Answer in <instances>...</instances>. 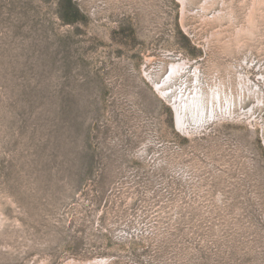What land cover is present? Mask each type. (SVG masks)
Returning <instances> with one entry per match:
<instances>
[{"label":"rangeland","instance_id":"rangeland-1","mask_svg":"<svg viewBox=\"0 0 264 264\" xmlns=\"http://www.w3.org/2000/svg\"><path fill=\"white\" fill-rule=\"evenodd\" d=\"M0 264H264V0H0Z\"/></svg>","mask_w":264,"mask_h":264},{"label":"bare ground","instance_id":"bare-ground-1","mask_svg":"<svg viewBox=\"0 0 264 264\" xmlns=\"http://www.w3.org/2000/svg\"><path fill=\"white\" fill-rule=\"evenodd\" d=\"M171 69H173V70H174V69H175V66H172V67H171Z\"/></svg>","mask_w":264,"mask_h":264},{"label":"trees","instance_id":"trees-1","mask_svg":"<svg viewBox=\"0 0 264 264\" xmlns=\"http://www.w3.org/2000/svg\"><path fill=\"white\" fill-rule=\"evenodd\" d=\"M71 0H67L68 3H70Z\"/></svg>","mask_w":264,"mask_h":264}]
</instances>
